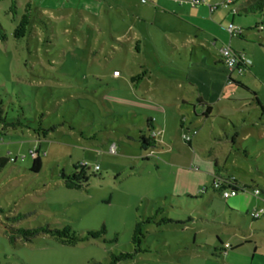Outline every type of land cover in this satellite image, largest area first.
<instances>
[{"label":"rangeland","instance_id":"obj_1","mask_svg":"<svg viewBox=\"0 0 264 264\" xmlns=\"http://www.w3.org/2000/svg\"><path fill=\"white\" fill-rule=\"evenodd\" d=\"M177 1L193 8L206 3ZM210 1L219 15L199 8L204 19L193 20L205 31L198 36L212 62L221 60L224 46L255 55V69L232 74L260 103L231 85V100L216 104L214 117L203 122L193 105H174L173 89L148 88L150 74L164 79L181 68L173 35L192 27L164 12L157 0H0V155L17 157L0 167V264H108L111 254L124 252L131 256L117 264H228L216 235L229 244L239 234L262 241L255 252L253 245L243 249L251 252L249 259L254 255L253 264H264V232L257 231L258 221L264 226L263 196H255L259 205L253 202L249 211L213 217L204 211L212 176L170 161L177 149L168 143L176 142L178 129L187 132L181 116L199 130L195 140L202 145L213 136L208 130L225 123L218 117L224 114L229 139L239 130L242 146L228 153L229 161L236 159L254 176L264 173V7H248L257 0ZM231 25L246 36L232 35ZM196 53L203 57L199 48ZM149 116L157 118L154 134L168 147H140ZM38 147L41 166L32 171L29 150ZM83 163L88 182L65 187L60 173L71 174ZM203 187L207 192H200ZM212 195V206L221 211L237 194ZM255 210L263 219L252 220ZM46 223L51 229L69 226L82 239L66 243L43 232L25 240L16 232ZM89 232L97 235L87 237ZM243 249L233 258L245 255Z\"/></svg>","mask_w":264,"mask_h":264},{"label":"crops","instance_id":"obj_2","mask_svg":"<svg viewBox=\"0 0 264 264\" xmlns=\"http://www.w3.org/2000/svg\"><path fill=\"white\" fill-rule=\"evenodd\" d=\"M205 1L206 3H204V5H199L198 8H193L191 7L193 6L192 4H184L177 0H157V2L162 5V10L164 12L173 14V16L176 17H174L176 20L178 19V21H182L184 24L189 23L190 25H192L193 28L184 26L181 28V30H177V35H173L172 45L178 49V54L174 56V60L176 61L175 64H180L181 62V68L177 66L174 67L176 70L174 75H163L165 77L164 79H162L163 77L161 75L150 74V77L147 81L148 88L152 86L158 89L162 86L165 93L166 88L173 89L174 105H193V113L196 115V120H201L203 122L204 120H211V118L214 117L212 113L213 109L216 107V104H227L226 100H231L230 95L234 93L233 91L229 90V87L231 85L240 86L246 91L252 93L255 99L257 97V94L250 90L243 81H237L233 79V70L228 71L225 65L223 64L222 59L220 60L214 58L213 62L210 60L209 57L211 56H209L210 53L207 49V44L203 39H200L198 36L201 32L205 30L193 20L194 17H201V19H204L202 14H199V8L205 9L207 7L209 16L215 17L219 15V13L216 11L218 5L212 11H210L209 4H212V2L210 0ZM192 3L200 4L194 2ZM208 21L210 20L208 19ZM231 21H234V17ZM241 35L246 36L243 33H241ZM189 46H192V48H189ZM197 48L202 51L203 57H200L196 53ZM241 49V51L246 53V55H248L251 59V64L245 67L244 69L248 68V70H251L252 66L255 69V55L252 53V58V56L249 54L250 50L248 48L243 47ZM179 51L181 53H179ZM177 70H179L180 73H177ZM228 75L233 80L232 83L228 82ZM159 78L164 81L160 82ZM158 94H161V92H158ZM205 110H208L207 114H204ZM220 115L221 116H218L219 119L226 120L225 123L219 121L221 122V124L218 130H208V134L213 136H210L209 139L206 140L207 142H203L202 145H200L201 143L195 140L199 130L195 127L186 126V119H184L183 116H181V127L186 128V130L189 132H192L193 130H196L197 132L192 136L189 141H184L182 139L183 132L180 133L181 131H179L178 129L176 142L174 144L172 142L168 143L172 148L177 149V153H175L174 155L170 153L171 162L178 163V165H195L196 168L202 169L208 175L212 176L211 183L217 178L231 177L235 179L236 184H238L239 187H242V190H239L238 192V194H242V197L236 198V196L238 195L237 194L235 196V199H233V202H231L230 204L226 200L225 208L221 211H218L215 207L212 206V202L215 198V196L212 194L216 193L219 197L222 196L219 194V192L211 188L210 183L209 190L212 192L210 193L211 195L209 199L210 206L204 207V211L211 212V215H213V217L218 216L221 213L224 214L227 210L233 212L236 215L239 214L240 209L249 211V206L253 202H255V206L259 205L260 201L255 196L262 195L264 198V173L259 171L260 175L258 174L257 176H254L251 174L250 171H247L244 168L238 166L236 164V159H232L229 161L228 153L234 152L235 147L237 145L240 149L242 147L240 145V142L238 141L240 132L239 130L233 132L230 135L231 138L229 139V136L226 132L228 127H225L227 126L225 124L229 122V119L225 117L224 114ZM151 117L154 120V126H156L157 118L153 116ZM250 136L251 134L249 132L244 134V138H249ZM192 142L195 143L196 148L192 147ZM159 143L160 146L164 145L168 147L167 143H162L161 141H159ZM199 152H201L203 155H201ZM229 166H231L232 168H229ZM232 169H237L238 171L243 172L244 174H246V178L235 176L234 173L231 172ZM256 187L260 189L259 195H253L254 193L252 192V189ZM207 189L208 188L206 187L205 192H207ZM262 216L263 215H260L256 218L252 217V220L256 221L263 219ZM206 220L208 221L207 218ZM230 224H232V222H230ZM224 225H228V222H226L225 220ZM234 226H237L240 229L242 228L237 224L236 221ZM258 226L259 228L257 229V231L264 232V226L261 224L260 221H258ZM251 227H253V223L251 224ZM215 239L221 242L220 246L216 247L220 251V253H223V255L228 259L226 261L228 264H253L252 261L254 255L252 254V257H250L249 259L248 255L251 252L248 251V249H243V246L253 245V250L255 252L262 244L261 240H255L252 236L243 234L237 235L235 242H228L229 244H225L227 242H222L219 235H216ZM227 245L228 248H226ZM242 249L245 251V255L240 256L239 260L237 257L233 258V256L241 252L240 250Z\"/></svg>","mask_w":264,"mask_h":264},{"label":"trees","instance_id":"obj_3","mask_svg":"<svg viewBox=\"0 0 264 264\" xmlns=\"http://www.w3.org/2000/svg\"><path fill=\"white\" fill-rule=\"evenodd\" d=\"M234 1L235 0H226L225 3H226V5H230ZM254 6L259 8V9H263V7H264L262 0H257L253 3H251L250 5H248V7L250 9H253L252 7H254ZM247 8L245 7V8H243V10L246 11V10H248ZM0 33H1L0 38H2L3 37L2 31H0ZM114 71H117V70H114ZM228 82H231V83L233 82V80L230 78L229 75H228ZM256 100L259 102L257 97H256ZM207 112H208V110H205L204 114H207ZM51 128L55 129V126H52ZM146 130L148 131L147 134L144 132H140V134H139L140 147L143 150H146L149 147H155L156 145H160L159 141L156 139V135L154 134L155 133L154 120L150 116L146 118ZM232 139H233V137H232ZM32 151L34 153L33 155H31L30 150H29V154L32 157V163L30 166V170L38 171L40 166H41V155H40L39 147L32 150ZM11 157L12 156H10V155H3V156L0 155V167L4 166L8 161H11V162L16 161L17 157H13L14 158L13 160L11 159ZM145 158H147V156H145ZM85 165L86 164L83 163V164H79L77 166H74L75 170L71 174H65L64 171H62L60 173V178L63 180L65 187L79 189L84 184H86L88 182L89 175L86 172L87 168H85L86 167ZM96 166L97 165H95L94 168L97 170L98 167L96 168ZM215 180H221L222 183H224V184L225 183L228 184L231 182L233 184V186L239 188L240 190L242 189V187H239V185L236 184V181L234 178L222 177V178H217ZM215 180H213V181H215ZM212 184H213V182L211 183V188L213 190L219 192V194H220V191L218 189L217 190L214 189ZM200 192L202 193V191H200ZM17 218H18V216L11 217V219H14V220H16ZM68 230H69V226H64L61 229H51L49 227V224L46 223L45 225H42L39 227L16 229V232L21 234L25 240H32V238H34L36 235L43 233V232L52 233V234L56 235L62 242H66V243H70L71 241H74L77 239H82V237H78L76 234L71 233ZM96 235H97V233L89 232L87 234V237H95ZM220 244H221V242H220ZM130 256H131V253H128V252H124V253H120V254H111L110 255V262L108 264H117L120 260H123L127 257H130Z\"/></svg>","mask_w":264,"mask_h":264},{"label":"built area","instance_id":"obj_4","mask_svg":"<svg viewBox=\"0 0 264 264\" xmlns=\"http://www.w3.org/2000/svg\"><path fill=\"white\" fill-rule=\"evenodd\" d=\"M186 1L194 2V3H202L205 0H186ZM216 6H217V4H209L210 11H212ZM229 31L231 32L232 35H233V32L234 33L237 32V34L241 33V30H234L232 25L229 27ZM220 52H221L222 62L228 71L234 70V69H238V71H241L245 67H247L251 64L250 57L242 51L241 52H235L229 46H224L220 49ZM114 74H118V72L114 71ZM196 132H197L196 130H193L192 132L187 131V132L182 134V139L184 141H189ZM110 151L111 152L114 151L113 146L110 148ZM30 153H31V155L34 154L32 150H30ZM24 158H25V155L19 156L20 160H24ZM11 159L13 160L14 158L11 157ZM96 168H97V166H96ZM212 185H213L214 189H216V190L218 189L220 191V195L225 199L230 197V196H234V195L238 194V192L240 190L239 188L233 186V184L231 182L228 184H226V183L224 184V183H222L221 180L213 181ZM205 190H206V187H203L200 191L204 192ZM252 192L255 195H259L260 189L257 187L253 188ZM260 215H261V213L258 210H255L254 212H252V216L254 218L259 217Z\"/></svg>","mask_w":264,"mask_h":264}]
</instances>
